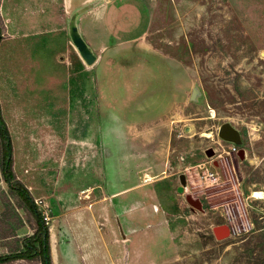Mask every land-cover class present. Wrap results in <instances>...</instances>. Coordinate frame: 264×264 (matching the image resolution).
I'll return each instance as SVG.
<instances>
[{
    "label": "rangeland",
    "instance_id": "obj_1",
    "mask_svg": "<svg viewBox=\"0 0 264 264\" xmlns=\"http://www.w3.org/2000/svg\"><path fill=\"white\" fill-rule=\"evenodd\" d=\"M95 1L0 0V108L53 264H264V0H152L142 48L111 61L120 83H154L126 123L98 101L99 52L89 63L72 43ZM114 157L124 190L111 196ZM5 194L0 177V215ZM11 202L1 227L21 238Z\"/></svg>",
    "mask_w": 264,
    "mask_h": 264
},
{
    "label": "crops",
    "instance_id": "obj_2",
    "mask_svg": "<svg viewBox=\"0 0 264 264\" xmlns=\"http://www.w3.org/2000/svg\"><path fill=\"white\" fill-rule=\"evenodd\" d=\"M94 5L97 6L92 11L93 15L84 31L86 36L82 33L79 36L84 40L89 50L92 52L98 51L99 57L103 58L101 66L103 79L100 77L98 88L96 89L99 91L98 101L106 109L107 119L112 115L114 118H110L111 121L126 123L130 120L126 112H130L129 110L131 109L139 110L138 107H133L132 105H135L138 99L147 98L154 83L152 84L146 79L145 83H136L134 85L135 76L128 83H120L119 81L124 79L125 74L121 73L120 69L112 67L115 65L111 61L112 57L123 48L132 45L142 48V39L148 32L152 20L154 2L152 0H104V2L98 0L94 2ZM96 11L99 13H96ZM109 90L116 92L110 93ZM130 92V95H132L131 99L136 100L135 102L128 99L130 98ZM113 151L115 152V150ZM114 158L111 167L115 169V173L111 180H108L109 177H107L109 187L107 193L111 196L119 195L124 190L122 189L123 181L118 171V158ZM107 165L109 164L107 163ZM112 187L116 188L112 189ZM49 233L51 235L50 227Z\"/></svg>",
    "mask_w": 264,
    "mask_h": 264
},
{
    "label": "trees",
    "instance_id": "obj_3",
    "mask_svg": "<svg viewBox=\"0 0 264 264\" xmlns=\"http://www.w3.org/2000/svg\"><path fill=\"white\" fill-rule=\"evenodd\" d=\"M3 26L0 22V42L3 39ZM0 177L6 186L7 195L14 201V208L24 212L25 221L22 222L18 213L19 226L28 225L30 233L18 238L10 231H3L1 225L8 218L7 209H12L11 199L3 198L6 202V211L0 215V239L15 237L17 245L0 254V264H53L50 247V223L47 216L39 210L29 189L16 177L13 168V147L11 135L3 119L0 108ZM13 208V209H14ZM16 212V211H15ZM6 213V214H5Z\"/></svg>",
    "mask_w": 264,
    "mask_h": 264
},
{
    "label": "water",
    "instance_id": "obj_4",
    "mask_svg": "<svg viewBox=\"0 0 264 264\" xmlns=\"http://www.w3.org/2000/svg\"><path fill=\"white\" fill-rule=\"evenodd\" d=\"M72 33L75 34L72 40L74 47L86 59V61H88L89 63H92L94 61V57L90 54V51L88 47L86 46L84 40L79 35H76L77 34L76 27H72ZM219 135L220 137L225 138V139H230V140L234 139V132L227 125H223L219 129ZM178 191H181L180 187L178 188ZM226 231H227V228L224 225H218L214 227L213 229V236L217 240H223L225 237Z\"/></svg>",
    "mask_w": 264,
    "mask_h": 264
},
{
    "label": "bare ground",
    "instance_id": "obj_5",
    "mask_svg": "<svg viewBox=\"0 0 264 264\" xmlns=\"http://www.w3.org/2000/svg\"><path fill=\"white\" fill-rule=\"evenodd\" d=\"M70 0H63V3L67 6L69 4ZM84 193V192H83ZM253 196H255L256 198H260L261 197V194L258 193V192H255V193H252ZM50 232H51V254H52V261H54L55 263V260H56V251H55V245H54V230H53V227L50 228ZM138 259V255L135 253L134 254V259L133 261L131 262V264H136V260Z\"/></svg>",
    "mask_w": 264,
    "mask_h": 264
}]
</instances>
